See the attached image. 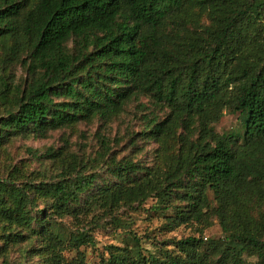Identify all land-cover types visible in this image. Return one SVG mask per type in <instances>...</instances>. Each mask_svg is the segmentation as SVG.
Wrapping results in <instances>:
<instances>
[{
  "label": "trees",
  "instance_id": "1",
  "mask_svg": "<svg viewBox=\"0 0 264 264\" xmlns=\"http://www.w3.org/2000/svg\"><path fill=\"white\" fill-rule=\"evenodd\" d=\"M206 6L216 8L206 36L169 52L162 28L167 23L181 27L193 7ZM263 26L264 0H37L28 9L23 0H0V38L20 33L31 46L23 60L30 77L15 107L0 118V142L30 128L41 132L93 114L108 117L139 92L174 113L208 121L224 108L239 112L240 144L234 132L218 134L205 127L202 136L210 137L211 145L188 147L161 179L143 182L147 190L159 188L160 200L171 198L178 187L185 189L188 208L177 211L173 222L192 217L207 227L208 218L216 216L229 240L217 247L218 258L206 261L197 250L200 239L190 236L175 242L182 256L160 263L138 249L110 246L107 264H245L243 249L262 262L264 219L253 220L249 212L264 197ZM71 38L79 39L73 50L66 45ZM17 49L12 47L15 56ZM159 132L160 124L150 121L144 134ZM137 171L127 161L113 169L119 178ZM94 180L95 175L77 176L44 189L67 204ZM74 240L91 242L89 237Z\"/></svg>",
  "mask_w": 264,
  "mask_h": 264
},
{
  "label": "rangeland",
  "instance_id": "2",
  "mask_svg": "<svg viewBox=\"0 0 264 264\" xmlns=\"http://www.w3.org/2000/svg\"><path fill=\"white\" fill-rule=\"evenodd\" d=\"M23 1L25 9L37 3ZM215 10L214 6L193 7L183 26L167 23L161 30L169 39L166 49L174 53L205 37ZM77 40L66 43L69 50ZM13 46L18 47L16 56ZM30 50V42L20 33L0 38V118L15 107L19 91L29 80L23 60ZM204 118L174 113L163 101L139 92L108 117L93 114L59 128L41 132L30 128L2 139L0 264H107L110 246L135 248L161 263L166 257L182 256L175 242L190 236L200 239L198 253L208 262L215 261L219 244L229 242L216 216L208 218L207 227L192 217L173 222L177 211L188 208L185 189L178 187L171 198L160 200L159 188L147 190L143 185L146 179H161L188 147L211 145L212 139L202 136L205 127L218 134L234 132L241 143L239 112L224 108L215 120ZM150 121L161 128L154 137L144 134ZM125 161L137 165L138 171L119 178L113 169ZM89 175H95L92 186L67 204L44 189ZM207 195L214 206L212 194L207 191ZM251 207L253 220L264 219V197ZM86 237L90 243L74 240ZM241 259L245 264H264L251 249H243Z\"/></svg>",
  "mask_w": 264,
  "mask_h": 264
}]
</instances>
